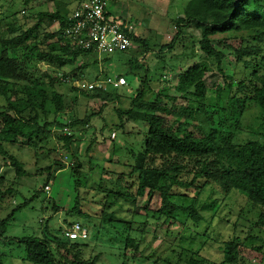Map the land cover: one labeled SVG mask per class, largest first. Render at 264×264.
Instances as JSON below:
<instances>
[{"label":"rangeland","instance_id":"obj_1","mask_svg":"<svg viewBox=\"0 0 264 264\" xmlns=\"http://www.w3.org/2000/svg\"><path fill=\"white\" fill-rule=\"evenodd\" d=\"M81 1L83 0H0V38L10 40L19 37L38 22L39 14L71 13ZM107 2L110 14L133 24L140 44H133L130 50L123 53L111 56L90 53L78 57L73 65L50 67L29 55L35 45L38 51L44 50L47 45L57 46L56 40L47 37L57 30V26L44 22L31 41L16 50L20 64L32 73L37 69L58 77L62 74L69 77L75 75L86 82L102 79V73H105L110 78L123 76L127 80V86L116 92L121 97L118 101L106 102L100 116L92 117L87 138L79 144V174L72 178L79 181V196L83 201L81 210L85 214H66L76 199L69 169L57 173L54 186L48 185L50 193H45L43 183L47 175L46 168L57 160L70 164L69 158L58 150L57 143L51 142L36 153L21 146H8V152L23 163L27 176L18 179L13 169L3 165L0 160V221L8 220L5 234L0 239L3 263L30 264L24 262L25 251L19 244L20 241L30 237L42 238L45 224L51 234L60 236L59 228L63 233L68 224L77 222L89 233V238L83 242L86 244L85 259L97 258V264H190L191 259L199 264H221L224 256L222 244L234 237L244 240L248 236L253 240L246 241V250L249 252L240 264H264V256L255 252L264 242V227H254L260 210L252 207L237 191H232L228 197L223 198L219 192L208 187L196 205V210L202 217L198 224L182 213L175 215L174 223L159 218L157 210L161 203L157 193L150 200L139 198L133 205L118 198L116 194L112 197L108 194H124L119 189L118 181L131 172L133 154L141 151L143 147L146 125L128 119L124 114L121 119L117 116L118 111L128 110L131 97L143 82L146 81V89L151 90V96L161 95L162 90H165L168 97L177 98L178 106L189 104L194 111L197 106L183 101L175 87L178 75L187 67L194 63L205 64L211 68L212 73L208 76L206 113H203L211 128L236 134L239 142L249 139L264 141V116L255 105L244 103L247 93L238 91L237 87L231 94L214 98L215 92L210 88V83L223 86L225 80L215 71L212 61L204 60L200 56V31L194 24L182 26L171 49L166 50L163 47L176 36L179 30L176 20L184 17L189 0ZM259 46L264 51V44ZM226 47L222 45L218 48L228 54L231 50ZM3 50L5 48L0 46V53ZM258 63L262 68L257 72L262 75L264 53ZM222 69L224 75L232 76L235 82H243L247 92L251 89L250 82H256L251 78L252 71H245L241 66L235 67L233 54L227 56ZM57 89L65 95L66 104L73 108L72 112L79 119L97 112L98 106L102 105V102L86 99L80 93L70 91L68 87L61 86ZM0 105H5L2 99ZM112 133H115L114 139L110 137ZM93 139H97V143L86 152V147ZM130 181L132 183L124 186L134 195L135 177L130 176ZM29 184L30 188L27 187ZM36 190L43 192L35 197ZM187 193L188 201L185 205L192 204L197 197V190L193 188ZM105 196L110 197L106 199ZM104 201L112 204L110 212H115L117 222L101 225L105 212ZM53 202L58 211L53 212ZM131 219L134 221L132 237L139 244V253L129 252L127 258L123 259L118 250L119 241L125 235L123 221L128 222Z\"/></svg>","mask_w":264,"mask_h":264},{"label":"trees","instance_id":"obj_2","mask_svg":"<svg viewBox=\"0 0 264 264\" xmlns=\"http://www.w3.org/2000/svg\"><path fill=\"white\" fill-rule=\"evenodd\" d=\"M68 14L57 12L39 14L38 22L19 37L10 40L0 38V46L5 48L0 53V99L5 102V105H0V160L3 165L13 169L18 179L25 178L27 175L23 163L8 152V146L17 145L36 153L38 149H44L51 142L57 143L58 150L69 158L70 165L63 160H57L48 166L43 183L45 187L54 186L57 173L64 169L70 170V178L79 174L80 164L77 162V153L81 151L79 144L83 141L73 140V135L63 134V128L68 127L72 132L83 131L88 135L87 132L91 129L88 126L92 117L100 116L106 102L118 101L121 98L116 92L122 88L108 92L80 91L73 87L72 83L64 81L68 78L72 82L79 80L75 75L69 77L62 74L58 77L37 69L32 73L20 64L16 50L25 47L44 22L50 25L54 21L59 22L57 30L47 36L56 40L57 46L47 45L44 50L38 51L35 45L30 50V58L35 57L39 62L50 67L62 68L75 64L78 57L90 54L70 48L63 40L61 36L63 20ZM176 24L179 29L176 36L163 47L166 50L171 49L182 26L194 24L200 31L198 42L200 56L204 60L212 61L215 71L225 80L223 86L210 83V88L215 92L214 98L219 99L223 94H231L237 87L238 91L247 93L244 103L255 105L264 116V73L259 75L257 72L262 68L258 62L263 58L264 53L263 48L259 46L264 44V0H189L184 10V17L177 19ZM130 37L132 44H140V39L134 32ZM222 45L229 47L231 52L227 54L224 50H220L218 47ZM229 54L234 56L235 67L241 66L245 71H252L251 78L256 82H250L249 92L243 82H235L232 76L224 75L222 67ZM211 73L209 66L194 63L178 75L175 91L183 101L192 102L197 106L194 111L189 104L178 106L177 98L168 97L165 90H162L161 95L151 96V90L146 89L145 81L131 97L128 110L117 112L119 119L124 114L128 119L145 124L147 130L141 151L133 154L131 172L118 181L119 189L124 191V194L119 192L108 194L111 197L116 194L118 198L133 205L137 199L150 200L157 193L161 203L157 210L159 218L174 223L175 215L182 213L198 224L202 217L197 212L196 205L199 197L208 187L219 192L223 198L228 197L232 191H237L252 204V207L260 210L254 227L262 228L264 227V141L249 139L239 142L236 134L224 133L210 127L203 111L206 110L205 99L208 97L209 89L207 83ZM105 77L106 74L102 73V78ZM61 86L80 93L86 99L98 100L102 105L98 106L97 112L79 119L72 112L73 108L66 104L65 95L58 91L57 88ZM75 100L74 98L73 101ZM93 140L86 147V152L97 143V139ZM130 176L136 179L134 195L124 186L132 183ZM72 179L76 199L66 214L83 215L85 213L81 210L83 201L79 196L80 184L75 178ZM27 187L30 188V184ZM191 188L197 190L196 200L192 204L185 205L184 203L188 201L187 192ZM41 192L43 190H36L34 196H38ZM105 197L107 199L110 196ZM111 205L104 203L105 212L101 225L117 222L115 212H110ZM52 210L58 211L54 202ZM7 222L8 220L0 221V239L5 234ZM133 223L132 219L128 222L123 221L125 235L119 241L118 247L123 259L127 258L129 252L139 253V244L132 237ZM48 230V225L45 224L42 238L30 237L19 242L25 251L24 262L97 264V258L85 259L86 244L83 242L86 240H68L64 237L61 228L58 229V232H61L60 236L51 234ZM249 240L252 241L253 238L248 236L241 240L239 237H234L223 243L224 256L221 264H240L245 254L249 252L246 250V241ZM263 249L264 242L255 251L256 254L264 256ZM189 263L199 264L193 259ZM0 264H4L1 253Z\"/></svg>","mask_w":264,"mask_h":264},{"label":"built area","instance_id":"obj_3","mask_svg":"<svg viewBox=\"0 0 264 264\" xmlns=\"http://www.w3.org/2000/svg\"><path fill=\"white\" fill-rule=\"evenodd\" d=\"M63 22L61 36L72 49L111 56L126 52L133 47L130 37L134 32L133 24L110 14L107 0L81 1L64 18ZM58 24V21L53 23L57 27ZM64 81L72 83V86L80 91L88 92H108L127 86V80L123 76L105 77L93 82L84 80H74L72 82L70 78ZM62 131L67 136L73 135V140L81 139L85 141L87 138L83 131L72 132L68 127H64ZM110 137L114 139L115 133H112ZM101 142H104V139ZM44 190L46 194H49L50 187L46 186ZM63 235L71 241H85L88 239V231L77 222L68 226L63 231Z\"/></svg>","mask_w":264,"mask_h":264}]
</instances>
